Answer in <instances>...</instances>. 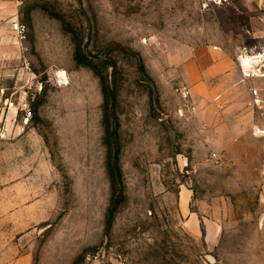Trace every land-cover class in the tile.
<instances>
[{
    "label": "rangeland",
    "instance_id": "374dc122",
    "mask_svg": "<svg viewBox=\"0 0 264 264\" xmlns=\"http://www.w3.org/2000/svg\"><path fill=\"white\" fill-rule=\"evenodd\" d=\"M243 8L0 6V264H264L263 79L193 91L197 53L258 45Z\"/></svg>",
    "mask_w": 264,
    "mask_h": 264
},
{
    "label": "crops",
    "instance_id": "0c3cea01",
    "mask_svg": "<svg viewBox=\"0 0 264 264\" xmlns=\"http://www.w3.org/2000/svg\"><path fill=\"white\" fill-rule=\"evenodd\" d=\"M19 0H0V6L9 7L16 4ZM249 15L245 19L247 25V32L253 40H258V45L248 47H262L264 46V0H238ZM195 64H197L195 81L193 82L194 93L198 88L205 83L213 86L217 79H225V86H232L235 81L240 80L241 74L234 52L221 48L218 44H210L195 55ZM242 79V78H241ZM260 87H252L259 89L260 94L264 98V78ZM211 81V84H210ZM244 81V80H243ZM212 88V94H214ZM206 93H210V89L206 88ZM261 122V121H260ZM254 144L259 150L260 155H263V140L259 137H253ZM263 166V165H262Z\"/></svg>",
    "mask_w": 264,
    "mask_h": 264
},
{
    "label": "built area",
    "instance_id": "2783aa9c",
    "mask_svg": "<svg viewBox=\"0 0 264 264\" xmlns=\"http://www.w3.org/2000/svg\"><path fill=\"white\" fill-rule=\"evenodd\" d=\"M214 3H223L227 0H208ZM15 28L24 33V27L15 24ZM236 60L239 66L241 78L244 81L254 78H264V46L262 47H248L240 46L237 51ZM253 95V103L261 110L262 120L253 128V135L263 140V153H264V98L257 88H251ZM180 94L184 99H189L191 90L187 86L180 88ZM263 173H264V160H263ZM128 264V263H127Z\"/></svg>",
    "mask_w": 264,
    "mask_h": 264
},
{
    "label": "trees",
    "instance_id": "16d2710c",
    "mask_svg": "<svg viewBox=\"0 0 264 264\" xmlns=\"http://www.w3.org/2000/svg\"><path fill=\"white\" fill-rule=\"evenodd\" d=\"M109 176L111 177V182L114 181V173L111 170H109Z\"/></svg>",
    "mask_w": 264,
    "mask_h": 264
}]
</instances>
